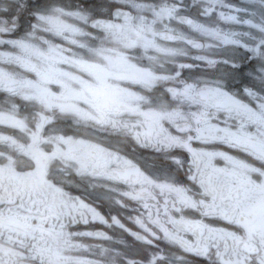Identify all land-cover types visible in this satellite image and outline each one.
Segmentation results:
<instances>
[{"label": "snow or ice", "instance_id": "snow-or-ice-1", "mask_svg": "<svg viewBox=\"0 0 264 264\" xmlns=\"http://www.w3.org/2000/svg\"><path fill=\"white\" fill-rule=\"evenodd\" d=\"M243 2L0 0V264H264V0ZM101 36L174 70L137 65ZM119 67L164 86L117 88ZM109 130L174 170L146 172ZM57 173L136 214H103Z\"/></svg>", "mask_w": 264, "mask_h": 264}, {"label": "flooded vegetation", "instance_id": "flooded-vegetation-1", "mask_svg": "<svg viewBox=\"0 0 264 264\" xmlns=\"http://www.w3.org/2000/svg\"><path fill=\"white\" fill-rule=\"evenodd\" d=\"M43 2V0H42ZM63 2L65 4H70L73 7H75L77 4L85 7V8H89V7H93V6H99L102 3V0H63ZM187 2V0H186ZM234 2H237L238 4H246L244 3L242 0H235ZM249 7H251L249 5ZM89 31H91V29H88ZM45 34L43 33H37L35 42L36 43H40V39L39 37L44 36ZM48 39H51V37H45ZM103 41L104 47H108V48H119L121 51L126 52L130 57L133 63H136L137 65H147L150 66L151 69L155 72V73H163V72H169L174 70V64L172 63V61L163 55H160L159 53L155 52V51H150L148 53H145L144 50L142 48L139 49H124L122 48L117 42L111 40V39H107L103 36L100 37L99 40L96 41L97 44L100 43V41ZM161 46H166L167 42L166 41H159ZM70 47V46H69ZM149 56H154L156 57V60H149L148 57ZM96 61L99 63H103L102 60H100L99 58H96ZM254 61H249L246 58H242L241 59V67L244 68L245 71L249 70V65L254 64ZM163 64L164 66L161 68L159 65ZM70 71L75 72V69H69ZM114 71L124 74V78L122 79H118V80H114L113 83L117 88H122L125 89L127 91H133L136 92L138 94H146L145 93V87L142 86L141 84H139L137 82V79L134 75L129 74L128 70L124 67H119L114 69ZM204 71L207 74H211V70H201V69H197L193 74L194 75H200L201 72ZM79 75L83 76L84 78H87L86 75L84 73H78ZM164 84L163 82H159L157 85L150 87L153 88L154 92L159 93L160 90L163 88ZM242 83L240 80H233L230 84V87L232 88L233 91L236 92H240L242 90ZM147 95H151L150 93H148ZM0 107H3V105H0ZM127 118V116L125 117ZM3 131H8V130H3ZM113 140H115L114 138H112ZM219 149L222 151H229V149L225 148L222 145H218ZM7 147L4 144H0V152H4L7 151ZM132 155H134L137 159L139 164L142 166V168L144 170H146V172L155 175V176H160L163 177V175L165 174V172L170 171V170H174V169H169L168 168V162L163 161L162 158L159 157V155L149 149H139L136 152L132 153V150L129 148L127 149ZM92 153L90 152H85V155H91ZM222 163V162H221ZM176 175L180 178V179H184V173L181 171H177ZM71 191L73 192V194L75 195H79L83 198H85L87 201L93 203L98 210H100L103 214H107L109 212V209L111 207V212L113 214H118V213H122L123 216H130V215H135V212H131L129 209H120L116 206H110L109 202L102 199V195L106 194V195H115V193H106L105 190L103 189H91L88 187L87 184H81L79 188H72ZM130 207L131 208H136L138 207L135 204H131L130 203ZM123 218V217H122ZM128 222V221H125ZM81 230H90V229H97V230H104L102 225H99L98 223L94 224V225H79L78 226ZM106 231H110L108 229H105ZM110 234H112L114 237L118 236L119 233L118 232H111ZM126 240H130L129 237H127L125 235L124 237ZM88 243H97V241H87ZM117 248H120L122 246L120 245H115ZM191 259L195 260V257H191Z\"/></svg>", "mask_w": 264, "mask_h": 264}, {"label": "clouds", "instance_id": "clouds-1", "mask_svg": "<svg viewBox=\"0 0 264 264\" xmlns=\"http://www.w3.org/2000/svg\"><path fill=\"white\" fill-rule=\"evenodd\" d=\"M39 39H43V37H39ZM153 60H156V57L153 58ZM159 66L162 68L164 65L160 64ZM145 93H146L145 95L150 93L151 95H148L150 97L159 95V93L154 92L153 88H146ZM105 135H111L112 138L119 141V146L122 148H126V149L135 148V145L130 140H128L124 136H119L116 133H112L111 130L106 132ZM137 150H139V149H137ZM53 178L63 182L67 186L87 184V181L84 178H82L81 176L76 175L74 173H68V174L57 173L56 175H54Z\"/></svg>", "mask_w": 264, "mask_h": 264}, {"label": "rangeland", "instance_id": "rangeland-1", "mask_svg": "<svg viewBox=\"0 0 264 264\" xmlns=\"http://www.w3.org/2000/svg\"><path fill=\"white\" fill-rule=\"evenodd\" d=\"M235 0H226L227 3L235 5L236 7L239 8H249L248 4H238L237 2H234ZM243 1V0H242Z\"/></svg>", "mask_w": 264, "mask_h": 264}, {"label": "bare ground", "instance_id": "bare-ground-1", "mask_svg": "<svg viewBox=\"0 0 264 264\" xmlns=\"http://www.w3.org/2000/svg\"><path fill=\"white\" fill-rule=\"evenodd\" d=\"M250 79V78H249Z\"/></svg>", "mask_w": 264, "mask_h": 264}]
</instances>
